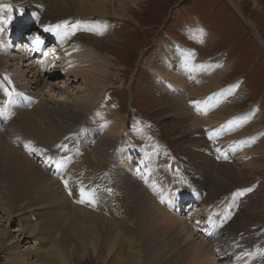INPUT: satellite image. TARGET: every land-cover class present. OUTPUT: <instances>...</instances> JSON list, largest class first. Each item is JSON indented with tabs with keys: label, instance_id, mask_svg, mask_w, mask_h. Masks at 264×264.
I'll return each instance as SVG.
<instances>
[{
	"label": "bare ground",
	"instance_id": "6f19581e",
	"mask_svg": "<svg viewBox=\"0 0 264 264\" xmlns=\"http://www.w3.org/2000/svg\"><path fill=\"white\" fill-rule=\"evenodd\" d=\"M139 1L0 0V5L9 2L13 9L12 13L6 10L0 12L5 17L12 16L9 23L0 25L3 29L0 31V44H3V47L0 45V54L3 52L4 57H11V60L22 63L15 71L17 77L14 80H10L8 76H0V210L6 215L8 222L13 224L14 221L19 224L15 231L19 236H23L22 240L28 238L32 242V248H25L24 253L20 251L22 248L19 249L17 243V247L12 250L14 264H30L29 259L36 261V264H69L74 258L81 261L88 260L90 252L93 257H97V251H107L108 262L116 264L117 258L124 254L121 253V247L126 241L130 242L134 264H159L164 257L163 264H211L213 254L221 259L230 257L229 264L239 263H236L234 255L241 254L239 243L248 241L239 235L243 228L240 222L232 219V215L240 207L244 211L251 207L259 217L263 208L249 203L247 192L250 188L234 189L239 186L237 183L241 181L240 177H243L244 169L256 166L254 162L248 164L254 159L253 155L244 153L242 150L245 146L240 145L244 143L242 139L249 131L245 128L237 129L229 123L239 111H225V107L222 108L220 104L215 103L217 95L212 91L217 88L221 94L220 87L224 83L223 76H217L214 71L215 58L205 60L202 63L204 70L200 72L197 69L199 63L196 54L193 55L181 45L157 42L153 47L159 49L161 56L157 54L152 62L147 60L150 75H153L151 86L155 88V93L162 94L166 106L181 119L173 132H179L180 127L183 133L178 138L192 148L190 152L183 150L181 153H189L193 157L186 162L188 168H193L192 177L195 178V186L198 189L183 194H173L175 203L170 206V212L166 203L167 209L155 205V200L148 195L152 188H147V184L126 177V173H131L135 169L132 165L134 162L132 157L140 154L133 152L131 143L127 145L129 143L123 142L121 145L119 138L125 125L113 119L114 116L111 114L113 110L117 115L113 100L103 99L95 107L99 95L94 91L97 89L101 96L106 97L108 90L105 89L110 88L109 83L103 84L105 79H108L107 73L110 67L105 61L104 65L96 68L93 64L99 61L97 62L98 56L94 49L79 44L86 43L89 32H93L95 41L89 40V42L100 52L99 37L114 33L117 27L114 25L118 24V20L132 19L134 16L129 15V8L134 6L140 9ZM253 1L258 3L257 0ZM55 11L69 12V15H78V17L73 21L67 20V26L62 29L46 30L54 27V25L50 26L53 22L49 19L54 18L52 14ZM30 19L36 23L32 33H35L37 27L45 30L39 36H33L31 32L27 35L31 42L29 50L24 46V42L14 48L15 42L25 40L24 35L29 31L25 27L31 26L28 22ZM44 37L46 40L41 39ZM4 38L7 40L2 41ZM210 38L211 36L207 35L206 42L210 41ZM37 39L40 41L39 44ZM76 52L81 54L76 62L82 61L77 68L72 58ZM144 53L149 57L147 51ZM171 54L174 57H170ZM165 59L170 62L167 63ZM174 62L178 67L173 65ZM182 64L186 66L183 67ZM22 67H25L24 76L20 74ZM227 70L228 67H225L224 71ZM53 71L57 73L54 74ZM0 73L6 75L2 71ZM65 77L72 84L82 79L81 87H77L80 89L77 91L79 94H73L74 97L80 95L84 98L76 99L75 105L66 99H62L63 103L58 100L60 104L67 105V109H70L69 113H72L71 122H68V128L64 126V130L61 123H58L60 120L57 122L49 110L53 111L58 105L55 93L59 95L62 88L67 91L72 88V85L66 86ZM60 79L61 81H58ZM176 85L180 86L177 93L172 89ZM82 86L87 87L86 90L81 91ZM4 88L15 89L11 98L4 94ZM52 92L55 93L51 94ZM187 94L188 97L185 96ZM202 94L203 97L195 100L198 98L196 96ZM209 94L214 96L213 103L210 101L202 104L201 99H205ZM218 98L222 100L221 97ZM9 99L10 103H8ZM192 102H198V106ZM188 106L194 108V114ZM5 107L7 112L3 111ZM93 108L99 110V114L102 113V118L91 113ZM106 110L110 114L108 119ZM121 112L118 111L119 115ZM100 122H103L102 126H98ZM82 126L83 131H80ZM260 126L261 121L257 120L255 130ZM203 127L208 131H204ZM261 132L255 135V139L261 142L255 151H264V139L261 138L264 137V130ZM63 134H66L65 142H63ZM141 138L142 135L135 139ZM58 145H66V148ZM120 145L126 148L116 157ZM43 148L46 151H43ZM167 154L168 152L164 150V159L165 156L168 157ZM38 158L42 159L40 167L36 164ZM233 158L236 160L235 164ZM161 160L158 156L157 161ZM186 170L185 175L189 177L191 172ZM149 172H152L151 167ZM149 172L142 166L140 174L145 176ZM64 181L68 182L67 186ZM81 189L94 192V203L79 202L82 199ZM229 192L230 205L219 213L210 215V219L212 216L215 222H208L210 229L205 233L209 234L210 231L211 238L207 237L209 239L193 248L190 245L193 241L190 236H196L197 231H192L194 223L191 224V220L196 218L191 216L188 223L186 218L179 217L184 204L193 200L200 201L202 208L198 209H205L208 214V202ZM124 198L130 199L127 208H124ZM138 200L143 201L142 207L134 209V213L129 217L124 216L121 209L131 210L132 203ZM151 203L158 210L154 211ZM162 209L165 210L164 220H156L158 216L156 213L162 212ZM247 215L250 216L248 212ZM153 225L170 229L168 242L171 251L165 250L169 252L167 256L162 255L157 247L159 244L158 238H155L157 235L150 234L149 228L154 229ZM197 225H200L198 228L203 227L199 222ZM174 226L183 230L176 232ZM186 228L190 229L189 237L184 233ZM9 234L6 226L4 228L0 226V242L4 250H8L7 247L16 242L8 237ZM152 242L155 243L154 247L151 245ZM8 262L12 264V261ZM252 264H262L260 254L255 257Z\"/></svg>",
	"mask_w": 264,
	"mask_h": 264
},
{
	"label": "rangeland",
	"instance_id": "374dc122",
	"mask_svg": "<svg viewBox=\"0 0 264 264\" xmlns=\"http://www.w3.org/2000/svg\"><path fill=\"white\" fill-rule=\"evenodd\" d=\"M257 2L258 3H254L253 0H140L138 2L140 9H136L134 6L129 8V15L132 17L134 16L132 19H128V21L118 20V24L114 25L117 26L114 29V33H111L109 36L105 35L107 36L106 38L105 36L99 37L101 43V46L99 45L100 52L89 42V40H94L95 38L93 32H89V39L85 41L86 43L81 42L79 44L86 48L94 49L98 56L97 62L99 61V63L93 64L96 68L104 65L105 61L108 62L106 65L108 64V67H110L107 73V75L109 74L110 76L108 75V79H105L103 83H109L108 85L110 88L105 89L108 90L106 97L101 96L97 89L94 91L99 95L96 100L98 103L95 107H97L103 99L106 101L110 99L113 100L115 103L114 109L117 113V115H115L114 110L112 111L111 114L114 116L113 119L119 124L125 125V129L122 130L121 137L119 138L120 143L121 145H123V142L129 143L127 145L132 144L130 147L132 150L134 149L133 152H136L137 155L140 154L132 157L134 160L132 165L135 169L131 173H126V177L136 180L138 183L147 184V188H152L151 193L148 192L150 198L155 200V205L159 208L160 206H164L163 209L167 207L168 209H166L168 211L170 206L175 203V196L173 197V194H183L187 191L197 190L198 188L195 186V178L193 179L192 177L193 168H188V162H186L193 157H191L189 153H181L183 150L185 152L189 150L190 152L192 148L187 146L185 142H181L182 139L178 138L183 133L180 127L178 129L179 132H173L177 129V125L180 124L179 121L181 119L175 116L173 110L171 111V109L166 106L164 96L155 93V88L151 86L153 75H150V66L147 64V60L148 62H152L157 54L161 56L159 49L153 47L157 42L160 44L166 42L167 44L181 45V47L187 48L193 55L196 54V60L197 63H199L197 69L200 72L204 70V65L202 63L205 60L215 58L213 63L214 71L217 76L222 75L224 78V83L220 87L221 94H219L217 88L212 91V93L217 95L215 97V103L217 105L220 104L222 108L225 107V111H239L234 116L238 119L232 118L231 120L233 122L231 121V124L237 129L239 127L249 131L242 139L244 143L238 142L241 143L240 145L245 146V149L242 150L244 153L248 152L249 155H253L254 159L248 164L254 162L256 166L255 168L244 169L243 177H240L241 181L237 183L239 186L234 189L240 187L250 188L251 190L247 192L249 203L251 205L256 204L257 207L263 208V212H260V218L257 212L253 211L251 207H249L247 211L242 210V207H237L238 210L232 215V219L240 222V226L243 228L239 235L245 237V240L248 241L239 243L241 254L234 255V257L236 256V263L239 262L238 264H252L258 254H260L262 264H264V151H255V148L257 149V146L261 144V142L255 139V135L262 133L261 131L264 130V0H257ZM5 5H9V2L5 3ZM56 12L57 11L52 14L54 18L49 19V21L53 22L50 26L54 25L55 27L56 25H63L67 20L73 21L78 17V15H69V12ZM30 22L36 24L35 21L32 20ZM27 28L31 29L32 25ZM62 28L64 27L58 29ZM207 35L211 36L208 42H206ZM5 40L7 39H2V41ZM0 45L3 47V44ZM18 45L19 43L15 42L14 48ZM57 48H55V50ZM145 51H147L149 57L145 55ZM79 56H81L79 52L72 55L74 62L79 60ZM151 56L153 58L150 59ZM170 57L174 56L171 54ZM179 57L183 58L181 55H179ZM165 61L167 63L170 62L167 59H165ZM79 62L81 63L82 61L80 60ZM79 62L74 64L76 68L80 64ZM21 65V62L13 61L11 57H4L3 52L0 54V71L6 73V75L0 73V76H8L10 80H14L17 77L15 71H17L18 67ZM87 65L88 64H86V66ZM173 65L178 67V64L175 62ZM185 66L186 65L183 67ZM225 67H228L227 71H224ZM23 68L25 67H22L20 70L22 76L25 72ZM58 72L60 73L61 71ZM53 73L56 74L57 72L53 71ZM62 77L60 78L62 79ZM61 79L58 81H61ZM65 81L67 85L64 82H62V84L64 83L66 86L72 85V88L68 91L62 88L63 90L60 91L59 95L52 92L51 94L55 93L54 96L57 99L58 105L53 111L49 110V112L51 111L53 113L52 115L57 122L60 120L58 123H61L60 125L64 130V126L67 127L68 122H71L72 113H69L70 109H67V105L60 104L63 103L62 99H66L68 102L75 105L76 99H79V97L84 98V96L80 95L74 97V94L78 93L77 91L80 90L77 87H81L83 83L82 79L74 84L69 82L66 77ZM189 82H191V80H189ZM86 88L82 86L81 91L86 90ZM172 89L177 93V90H180V86L176 85ZM163 90H165V88H163ZM203 95L204 94H202V96H196L198 98L195 100L203 97ZM185 96L188 97V94ZM218 96L221 97L222 100L219 99ZM206 97L205 99H201L202 104H206V102L210 103V101L213 103V94H209ZM58 100L61 102L59 103ZM61 107L64 109L62 108L61 110ZM188 107L193 113L194 108ZM199 107L201 109V105H199ZM98 111L99 110L93 108L91 113L97 114L98 116L100 115L99 117L102 118V113L99 114ZM100 111L102 112V110ZM118 111H122L120 115ZM106 113L108 114L107 110ZM109 115L110 114H108L107 119ZM190 119L193 120L192 118ZM257 120L261 121L260 127L262 128L259 127L255 130L256 128L254 127L256 126ZM228 121L230 120L228 119ZM101 124H103V122L98 123V126H102ZM107 127H109V125ZM203 128L204 131H208L206 127ZM80 131H83V126L80 128ZM140 135H142V138L136 140L135 138ZM261 138L264 139V137ZM65 140L66 134H63V142H65ZM253 143H255V145H253ZM121 145L116 151V157L117 154L119 155L124 152L126 148ZM44 149L45 148H43V151H46ZM164 150L168 152V157L165 156V159L169 158L168 160L163 158ZM141 151L144 153V155H142L144 157L141 156ZM211 152H213L212 149ZM158 156L162 159L160 162L157 161ZM213 157L216 158L215 154H213ZM36 162L40 167L42 159L38 158ZM233 162L234 164L236 163L234 158ZM257 165L259 168H257ZM142 166H144L148 172L151 167L152 172L146 174L147 176L140 174ZM186 169L191 172L189 177L185 175ZM136 172L138 174H136ZM230 194V192L225 193L222 194V196H217L216 199L212 200L213 202L209 201V204H207L209 209L208 214L207 210L198 209L202 208L200 206L202 202L200 201H197V203L193 200L191 203L184 204V209L181 211L179 217L186 218L188 223H190L188 219L191 216L192 218H196L191 220V224L194 223V229L192 231H197V235L192 237L190 236L191 233L189 228L184 230L186 237L190 236L192 238L193 241L190 245L193 248L194 246H199L198 243H203L206 239L211 238L210 232L209 234L207 233L209 227L205 225H207L208 222L213 223L212 216L210 219L211 214L214 215V213H219L230 204ZM128 201H130V199L124 198V208H127L129 204ZM142 202L143 201L140 200L133 202L131 210L125 211L121 209L122 214L129 217L130 214L134 213V209H140L142 207ZM165 203L167 204L166 207ZM155 205L151 203V208H154ZM153 210L155 211L158 209L154 208ZM163 211L156 213V216L158 215V219L156 218V220H164L163 215L165 214V210ZM191 212H195L194 215H192ZM247 212L250 216L247 215ZM198 222L205 227H201L202 229L198 228V226H200L197 225ZM0 226L2 228L6 226L10 232L8 237L16 241L10 244L12 247H10V245L7 247L8 250H4L0 242V264H10L8 261H12V264H14L12 250L17 247V243H19V249L22 248L20 251L24 253L26 251L25 248H32V242H30L28 238L22 240L23 236H19V234H17L18 232L15 231V229H18L19 224H16L14 221L13 224L8 222L2 210H0ZM153 226L154 229L152 227L149 228L151 230L150 234L157 235V237L153 236L156 239L158 238L157 241L159 244L157 247L161 250L160 252L162 255H166L171 251L170 243L168 242L170 240V238H168L170 229H164L156 225ZM173 229L176 232L183 230L178 226H174ZM205 231L207 232L205 233ZM238 239H240V237H238ZM129 245L130 242L126 241L124 246L121 247V253L124 254L117 258L116 264L120 262L121 264H134L130 248L131 245ZM151 245L154 247L155 243L152 242ZM165 250L169 252L167 253ZM96 255L98 256L93 257L90 252L88 260L81 261L78 258H74L69 264H111L108 262L107 251H97ZM128 256L131 257L128 258ZM217 257L213 254L211 264H229L231 262L230 257L222 259ZM163 260L159 264H163ZM29 261L30 264H36L34 260L32 261L29 259Z\"/></svg>",
	"mask_w": 264,
	"mask_h": 264
},
{
	"label": "snow or ice",
	"instance_id": "6c2138e0",
	"mask_svg": "<svg viewBox=\"0 0 264 264\" xmlns=\"http://www.w3.org/2000/svg\"><path fill=\"white\" fill-rule=\"evenodd\" d=\"M7 11L9 13H12L13 9H12V6L11 5H0V12H3V11ZM12 19V16L9 15L7 17L3 16L2 14H0V25H4V24H7L11 21ZM67 26V22H64L63 25H56L55 27H50L46 30H49V31H55L56 29L58 28H61V27H66ZM3 29L0 28V31H2ZM37 43L39 44L40 41L37 39ZM9 84H11V81H9ZM4 91V94L11 98V96L13 95V92L15 91V89L13 88L12 90H9L8 88H4L3 89ZM11 100L9 99L8 103H10ZM194 104H197L198 106V102H192ZM3 111L7 112V108L5 107L3 109ZM231 123V121L229 122ZM58 147H63V148H66V145H58ZM65 185L67 186V181H64ZM251 189H249L250 191ZM71 194V193H70ZM81 196H82V199L79 201L80 203H84L85 201L89 202V203H94V192H88V191H85L84 189H81Z\"/></svg>",
	"mask_w": 264,
	"mask_h": 264
}]
</instances>
